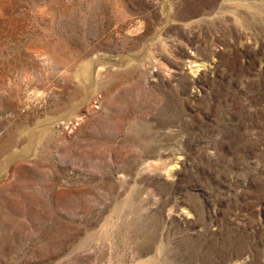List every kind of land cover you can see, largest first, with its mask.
I'll return each mask as SVG.
<instances>
[{
    "label": "rangeland",
    "instance_id": "obj_1",
    "mask_svg": "<svg viewBox=\"0 0 264 264\" xmlns=\"http://www.w3.org/2000/svg\"><path fill=\"white\" fill-rule=\"evenodd\" d=\"M0 264H264V0H0Z\"/></svg>",
    "mask_w": 264,
    "mask_h": 264
}]
</instances>
